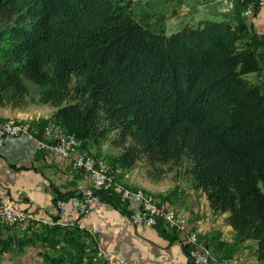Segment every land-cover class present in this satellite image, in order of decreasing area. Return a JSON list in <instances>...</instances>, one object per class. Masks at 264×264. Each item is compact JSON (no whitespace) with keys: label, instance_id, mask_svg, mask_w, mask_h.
I'll return each instance as SVG.
<instances>
[{"label":"trees","instance_id":"obj_1","mask_svg":"<svg viewBox=\"0 0 264 264\" xmlns=\"http://www.w3.org/2000/svg\"><path fill=\"white\" fill-rule=\"evenodd\" d=\"M262 47L239 14L167 35L138 21L131 0H0V107L49 105L86 150L114 135V164L190 182L264 264V87L247 78ZM2 229L0 259L31 244Z\"/></svg>","mask_w":264,"mask_h":264},{"label":"crops","instance_id":"obj_2","mask_svg":"<svg viewBox=\"0 0 264 264\" xmlns=\"http://www.w3.org/2000/svg\"><path fill=\"white\" fill-rule=\"evenodd\" d=\"M193 5H196L194 0L191 7ZM211 6L202 15L207 17L217 13L223 16V20L226 19L228 15L224 16L216 5ZM237 7L241 8L240 5ZM238 12L228 17L237 18ZM192 24L187 22L185 25ZM247 25L252 33L264 39V7L247 20ZM258 52L263 60L264 47ZM247 78L253 84L264 87L261 73L249 74ZM54 111L49 105H32L24 110L0 107V118L31 121L40 127L51 120ZM103 152L89 151L96 157ZM127 173L128 178L120 177L121 183L130 187L142 186L155 192L146 186L142 173L139 176L134 170ZM79 184H89L84 172L76 170L70 159L39 149L35 140L21 136L6 141L0 147V192L12 199L16 209L27 211L34 218V221L11 233L16 241L29 239L31 244L24 243L18 248L13 243L12 249L2 256L0 264H49L46 257H64L67 261L63 264H188L183 238L167 230L163 223L154 228L134 225L127 207L115 197L108 199L97 194L92 199L90 211L80 219L85 233L79 237L51 229L56 226L54 222L58 218L57 194L73 193ZM177 185L180 188L173 194L174 199H168L169 204L187 220L190 230L199 233L201 242L219 258L232 259L235 264H257L256 243L237 238L226 221L228 214L213 211L201 191L194 188L184 191L183 184ZM77 214V210L69 204L66 219H75ZM249 244L253 251L248 254L245 247Z\"/></svg>","mask_w":264,"mask_h":264},{"label":"built area","instance_id":"obj_3","mask_svg":"<svg viewBox=\"0 0 264 264\" xmlns=\"http://www.w3.org/2000/svg\"><path fill=\"white\" fill-rule=\"evenodd\" d=\"M213 3L223 6V11L230 13L240 4L241 16L244 18H251L257 9L264 7V0H213ZM29 129V126L13 127V120L12 124H5V120L0 119V147L6 141L21 136L35 140L39 144L38 148L57 157L70 159L73 167L83 171L91 182L90 187L78 185L76 195L69 201L57 202L58 214L61 218L59 223L63 227L83 230L85 227L80 222V217L90 211L94 194L114 190L121 196L123 202L130 204L129 218L134 224L153 227L163 222L168 230L182 234L188 250V264H234L229 259L216 261L210 250L198 242L197 234L188 232L186 222L166 204L155 202L141 191L132 192L118 184L117 174L112 167L79 152L81 143L75 140L74 135L65 133L61 128H53L51 125L44 130L42 137L38 131L31 132ZM117 172L120 173L119 170ZM69 204L78 212L75 219H66ZM30 221H34L31 213L16 209L12 200L0 192V223L13 226Z\"/></svg>","mask_w":264,"mask_h":264},{"label":"rangeland","instance_id":"obj_4","mask_svg":"<svg viewBox=\"0 0 264 264\" xmlns=\"http://www.w3.org/2000/svg\"><path fill=\"white\" fill-rule=\"evenodd\" d=\"M194 1H195L196 5H193L194 7H191V4H193V0H131V2H132V11H133V14H134L135 18L138 21H140L141 23H143V24L147 25L148 27H150V29L152 31H160L161 30V31L165 32L167 35H169L171 33H174V32H177L178 30L181 29V27H183L185 24H187V22H193L192 25L197 26L200 21H203L205 19H208V20L210 19L211 21H215V22L223 21V16H221L220 14H217V13L214 14V15L211 14V16H207V17L202 15V13L205 10H208V9L212 8L211 5L214 4L213 0H194ZM214 5H216L219 8V10L221 11V13L224 14V16L225 15L230 16L231 14L235 13V11L238 12V10H239L238 14L245 22H247V20L250 19V18H244V17L241 16V8L240 7L239 8L237 7V9L234 12L230 13V12L223 11V6L218 5V4H214ZM257 10H256V12H257ZM256 12H255V14H256ZM259 62H260V70L258 72H253V73H261L262 76H264V72H263L264 59L263 60L259 59ZM250 74H252V73H250ZM36 92H37V90H35V93ZM0 119H2V120H10V121L13 120V122L16 125H18L19 127L29 126L30 127L29 130L31 132L38 131V134L40 136L43 134L44 130L49 125L52 126V125L55 124L54 122H52V120H49V121L45 122L43 125H41L39 127V126L33 124L31 121L16 120V119H11V118H0ZM56 125H58V124H56ZM60 128L62 130H64L65 133L70 134V133L66 132V130L64 128H62L61 126H60ZM72 135H74V134H72ZM113 136L114 135H109L108 137H101V138H97L96 137V138H93V141L91 140V142L89 144V149L88 150L82 148V141L80 139H78L76 136L75 137L81 143V147L79 148V152L80 153H82L84 155H87V156H90V157L94 158L97 161H101V162L107 163L110 167H112L115 170V172L117 174L116 175V182H118V184L120 183V185H122L124 188H126L127 190H130L132 192L141 191V192L145 193V196L151 198L155 202L166 204L172 211L175 212V214L178 217H180L181 219H183L186 222V227H187V231L188 232L197 234L198 242L201 244V246H203V247H205V248L210 250V252L212 253L213 258L216 261H220V260H223V259H229V258H225V257L224 258L217 257L215 255V253L205 243L200 241L199 233L194 231V230H190L187 220L184 217L180 216L171 207V205L169 204V200L171 198L174 199L173 198V194H176L178 192V189L180 188V185H177V184L178 183L183 184L184 191H186V190L189 191L190 190L189 188H192L190 182L185 181L182 178L174 179L173 175H166L160 181L154 182V181L150 180L147 177V175L145 173V170L142 167V164H138V166L135 169H132V170H134V172H137V174L135 173L137 176H139V174L142 173V175L145 177L144 179L146 180V186H148L151 189H153L155 191L154 193H152L150 191H147V189H145L142 186L130 187V186H127V185H125V184L120 182V177L121 176H125V177L128 176L129 177V174L127 173V171H129V170H123L120 167H118L116 164L113 163V158L117 157L120 154V150L118 148H116V147H113L108 142V140L110 138H112ZM37 145L39 147V144H37ZM90 149L98 150L99 152L101 150H104V152L103 153H99V157H96L95 155H93V153H89ZM41 150H43V149H41ZM44 151H46V150H44ZM47 153H49V152H47ZM49 154H51V153H49ZM51 155H53V154H51ZM118 170L120 172L119 174L117 172ZM132 170H130V171H132ZM86 177H87V175H86ZM87 180H88L89 184H86V186L90 187L91 186V182H90V180L88 178H87ZM83 185H85V184H83ZM76 189H77V187H76ZM76 192L77 191L75 190V192H74L75 195H76ZM100 193H108V194L111 193V194L116 195L118 197L119 201L127 207L128 216H129L130 209H131L130 204H128L127 202H123L122 199H121V196L116 191L111 190V191H108V192H96L94 194V197L97 194H100ZM58 201H60V200H58ZM65 201H69V200H65ZM196 201H197V199H196ZM57 202H56V208H57ZM198 202H201V201H198ZM57 211H58V209H57ZM80 219H81V217H80ZM60 221H61V218L59 217V214H58V219L55 220L54 224L59 225L62 228H65V229H71V228L63 227L59 223ZM27 223L28 222H26L25 224H27ZM159 223H163V222H159ZM23 225L24 224H22V225H13V226H9V227H15V229H16L18 227H22ZM134 225H136V224H134ZM6 226H7L6 224L0 223V227L4 228ZM140 226H143V225H140ZM154 227H156V226L148 227V228H154ZM80 231H85V228L83 230H80ZM176 235L180 236L181 238H183L184 243H185V238H184V236L182 234L181 235L180 234H176ZM253 242H255V241H253ZM245 250L248 251V254L252 253V251H253L252 245H250V244L247 245L245 247ZM187 254H188V250H187ZM229 260H231L234 263V261L232 259H229Z\"/></svg>","mask_w":264,"mask_h":264},{"label":"bare ground","instance_id":"obj_5","mask_svg":"<svg viewBox=\"0 0 264 264\" xmlns=\"http://www.w3.org/2000/svg\"><path fill=\"white\" fill-rule=\"evenodd\" d=\"M5 124H12V121H10V120H5ZM13 127H19V126L16 125V124L13 122ZM52 127H53V128H60V126H58V125H56V124L52 125ZM75 140H76L77 142H80L76 137H75Z\"/></svg>","mask_w":264,"mask_h":264}]
</instances>
